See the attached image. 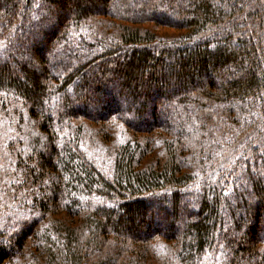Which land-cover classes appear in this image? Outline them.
Wrapping results in <instances>:
<instances>
[{
  "label": "trees",
  "instance_id": "obj_1",
  "mask_svg": "<svg viewBox=\"0 0 264 264\" xmlns=\"http://www.w3.org/2000/svg\"><path fill=\"white\" fill-rule=\"evenodd\" d=\"M113 1L0 0V264H264V0Z\"/></svg>",
  "mask_w": 264,
  "mask_h": 264
},
{
  "label": "rangeland",
  "instance_id": "obj_2",
  "mask_svg": "<svg viewBox=\"0 0 264 264\" xmlns=\"http://www.w3.org/2000/svg\"><path fill=\"white\" fill-rule=\"evenodd\" d=\"M116 1H113V5L114 6H116V5L122 6V5L125 4L124 2H126V1L127 2L133 1L134 3H137L140 0H119L118 1L119 4H117ZM146 5L148 7H152V5L156 6V2H155V0H150L149 3H147ZM162 7L163 6H161V8L159 7V10L162 9ZM18 8H19V11H20L21 10V6L19 5ZM128 10H130V9H128ZM1 13L2 12L0 11V14ZM32 13H33V9L29 10V16ZM128 14H130V13H128ZM167 17L169 18V16H167ZM7 34H9V32ZM40 45L42 46L41 48H43L44 52H46L45 56L48 59V61L50 62L53 51L59 45V40H56V41H53V42H49L47 44L41 43ZM45 49H46V51H45ZM34 58H36L35 55H34ZM87 72H88V70H87ZM226 73L229 74V75H233L235 73V71L234 70H228L227 72H225V74ZM88 74H90V73H87V75ZM195 79L199 80V78H194L192 81H189V79H184V85L188 88V90H189L188 92L189 93H192V91L195 92V90L191 89L192 88L191 86L192 85L194 86V82L193 81ZM117 82L118 81L113 82L112 86L114 88H118ZM72 92H70V95H72ZM192 94H191V98L189 99V101H187L188 104H190L193 101ZM128 97L130 98L131 95H130V93L127 90H122L120 92V94H119V98H121L122 100H127ZM175 99H176V97L174 95H172L170 92L161 91V94L158 95L156 97V99H155L156 102H157V105H158L157 114L159 115V117H161V115L163 113V109L168 108L171 103L175 102L174 101ZM256 198H257V200H256L255 204L250 203V206L242 207V210L239 212V217L242 218V222H243L242 229L241 230H235V229L230 230L231 232H229V233H230L231 236H234L236 238H240L241 240H242L243 237H245L246 240H247L246 233L248 234V225L252 222V216H253L254 212L256 211L257 204L260 203L261 200L264 199V196H260L259 194H257ZM171 212H172V210L169 207H166V209H163V210H161V209L159 210V209H157L156 206H151L149 211L144 214V220H140L141 219L140 216H135V219L133 220V224L131 226H133V230L140 231L139 233L141 234V233L145 232V229H146V226H147L146 225L147 222L150 225H152L153 228H155V229L156 228H164V227H166L165 224L167 223L166 221H168V217H169V220L173 219V222H175V226H177L176 227L177 230L181 229L183 221H184L183 217L185 216L184 210H180V209L178 210V212L181 215L180 222H179V219L177 218L176 215L172 216ZM224 218H225L224 219L225 220V227L227 228L231 224V220H235L236 219V216H231L229 218L226 216ZM263 220H264V212H263ZM122 223L123 224L127 223V219H122ZM260 224H261L260 228H259L260 231H261L260 233L262 235H264V221L261 222ZM224 230H225V228H224Z\"/></svg>",
  "mask_w": 264,
  "mask_h": 264
}]
</instances>
